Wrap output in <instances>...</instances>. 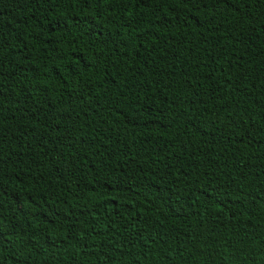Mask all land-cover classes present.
Listing matches in <instances>:
<instances>
[{"label":"trees","instance_id":"1","mask_svg":"<svg viewBox=\"0 0 264 264\" xmlns=\"http://www.w3.org/2000/svg\"><path fill=\"white\" fill-rule=\"evenodd\" d=\"M0 264H264V0H0Z\"/></svg>","mask_w":264,"mask_h":264}]
</instances>
